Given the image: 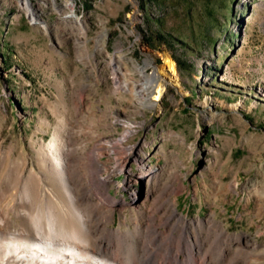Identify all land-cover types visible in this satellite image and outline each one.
<instances>
[{"label":"rangeland","instance_id":"374dc122","mask_svg":"<svg viewBox=\"0 0 264 264\" xmlns=\"http://www.w3.org/2000/svg\"><path fill=\"white\" fill-rule=\"evenodd\" d=\"M29 1L36 21L26 0H0L1 230L38 214L18 171L29 177L55 145L101 149L110 194L137 195L112 214L94 210L126 232L124 246L145 245L137 226L170 187L179 213L241 235L247 258L264 264V0ZM157 32L171 48L147 44Z\"/></svg>","mask_w":264,"mask_h":264},{"label":"bare ground","instance_id":"6f19581e","mask_svg":"<svg viewBox=\"0 0 264 264\" xmlns=\"http://www.w3.org/2000/svg\"><path fill=\"white\" fill-rule=\"evenodd\" d=\"M26 3L31 20L36 21L30 1ZM72 16L76 18L74 13ZM166 66L174 75L175 66L170 58H166ZM151 82L153 78L148 84ZM161 92L157 88L156 99ZM41 155L37 171L26 177L22 169L14 181L24 189V202H34L39 215L31 220L26 212L19 213L23 221V230L19 232H4L0 228V264H254L247 258L241 235L228 234L214 220L205 224L201 220L190 221L179 213L169 197L170 187L155 198V210L150 216L143 215L144 223L137 226L150 233L145 245H140L135 236L138 239L132 246H124L126 232L109 229L96 220L94 210L107 208L112 214L116 207L133 205L137 195L132 203H125L110 194L111 177L106 175L110 169L100 159L101 149L82 156L69 145H55ZM114 161L119 164L123 157ZM146 173L138 177L154 176L153 171ZM55 183L65 192L70 210L59 193H54ZM47 200L53 206L46 204L45 209ZM161 211L157 218L155 214Z\"/></svg>","mask_w":264,"mask_h":264},{"label":"trees","instance_id":"16d2710c","mask_svg":"<svg viewBox=\"0 0 264 264\" xmlns=\"http://www.w3.org/2000/svg\"><path fill=\"white\" fill-rule=\"evenodd\" d=\"M88 8V7H87ZM173 37L172 36H167L165 34H163L162 32H157L155 34H153V36H149L146 37V41L147 44L150 47H155V45H161V44H165L168 48H171L172 44H173ZM172 58L176 61L178 68H179V63L180 60L179 58H177L174 54H172Z\"/></svg>","mask_w":264,"mask_h":264}]
</instances>
